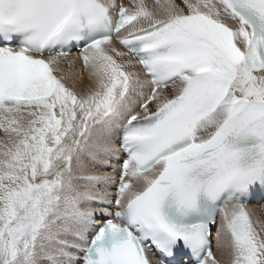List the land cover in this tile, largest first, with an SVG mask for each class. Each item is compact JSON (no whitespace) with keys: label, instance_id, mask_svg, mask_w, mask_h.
Returning <instances> with one entry per match:
<instances>
[{"label":"snow or ice","instance_id":"1","mask_svg":"<svg viewBox=\"0 0 264 264\" xmlns=\"http://www.w3.org/2000/svg\"><path fill=\"white\" fill-rule=\"evenodd\" d=\"M0 131V264H264V0H0Z\"/></svg>","mask_w":264,"mask_h":264},{"label":"bare ground","instance_id":"2","mask_svg":"<svg viewBox=\"0 0 264 264\" xmlns=\"http://www.w3.org/2000/svg\"><path fill=\"white\" fill-rule=\"evenodd\" d=\"M177 2L179 3L180 0H177ZM79 68H80V62H77V65H76V69H75V70L78 71ZM65 71H66V72H67V71H71L70 69L67 68V65H65ZM2 137H3V132L0 131V138H2ZM261 219L264 220V214H261Z\"/></svg>","mask_w":264,"mask_h":264}]
</instances>
